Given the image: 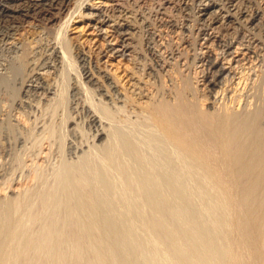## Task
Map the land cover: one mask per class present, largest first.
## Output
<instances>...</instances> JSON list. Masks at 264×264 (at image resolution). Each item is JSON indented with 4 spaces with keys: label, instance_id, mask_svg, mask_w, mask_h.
Listing matches in <instances>:
<instances>
[{
    "label": "bare ground",
    "instance_id": "6f19581e",
    "mask_svg": "<svg viewBox=\"0 0 264 264\" xmlns=\"http://www.w3.org/2000/svg\"><path fill=\"white\" fill-rule=\"evenodd\" d=\"M94 1L0 0V89L19 82L24 91L10 107L23 133L0 150V264H264V0L222 3L231 15L248 13V30L229 37L220 27L216 42V0H197L209 3L194 20L188 3L177 13L164 2L119 16L105 8L110 37L125 48L135 37L131 60L123 50L114 63L107 51V71L85 51L73 56L82 32L70 28ZM35 21L42 30L25 26ZM33 31L39 39L29 40ZM215 44L219 62L204 52ZM81 113L92 142L77 140ZM54 143L60 158L48 172L45 144Z\"/></svg>",
    "mask_w": 264,
    "mask_h": 264
},
{
    "label": "rangeland",
    "instance_id": "374dc122",
    "mask_svg": "<svg viewBox=\"0 0 264 264\" xmlns=\"http://www.w3.org/2000/svg\"><path fill=\"white\" fill-rule=\"evenodd\" d=\"M5 2H7V3H23V2H28V1H39V0H4ZM97 2H99L98 3V5H97V7H93V8H88V7H85L83 10H82V14H84L85 16H78L77 18H75V20L73 21V24H72V26H71V28H70V34H71V36L72 37H76V35L78 34V33H80V32H82L81 33V40L80 41H78V39H74L75 40V44H76V49H74L75 50V52H74V50H73V56H76V54H77V51L79 52V51H85V52H87L88 54H90L91 55V60H92V64H93V66L95 67L96 66V69L98 68V69H102L103 71H107L106 69H109L110 67H109V63H107L106 61L109 59L108 57H107V51L108 50H110V49H113L114 51L113 52H115V56H114V58H112V60H113V62L114 63H117V64H119V60L121 59L120 58V54H121V52L124 50V52H126V54H127V59L128 60H131L132 59V56H133V54H134V52H135V50H134V48H133V46H134V44H133V40H135V37L132 39V40H128V38H132V35H128V36H126L124 39H126L125 41H127V43H130L131 41V45L130 46H128L127 48H125L124 47V45H123V42H122V37L121 36H119V35H117L115 38L114 37H110V34H108V26H107V23L105 24V22L108 20V18L106 19V21L105 22H103L102 20H103V18L100 16V15H102L101 14V12L103 11L104 12V10H105V8H106V10H105V12L107 13V15L108 14H116V16H119V14H120V11H122L123 10V8L124 9H127L126 10V12L128 11V12H130V11H133V12H136L137 13V10L138 11H141L142 9L143 10H146L147 12L149 11V9L151 8L152 9V7H154L153 9H155L156 7H158L162 2H164V4H162L161 6L162 7H164L163 9H167L168 11H172L173 10V12H175V13H177V10H179L180 8H186L187 7V5L188 6H190L191 7V5H192V7H193V11H187V12H189L190 14H192V18H190V20H194V18L196 17V15H197V18H200V17H202L203 16V14H204V9L208 6V1H202V2H197V0H183V1H181V2H179V4H178V2H177V0H170V2L171 3H167L166 4V2H168V0H96ZM96 1H94V2H96ZM102 1H108L107 3H106V6L103 4V3H101ZM173 1H175V2H177V4H175ZM217 1V3H219L218 4V8H219V10H218V17H215V20H212V22L210 21V23L212 24V29L211 30H209V36H210V38L212 39L211 41H217V39L219 38V36H220V33H217V31H218V29L221 27V29L222 28H224V30H226V33H229V37H231L232 36V34L235 32V29H236V27H238L239 25L242 27L241 29L243 30V32H246L247 30H248V28L246 27V23H249V15H248V13H241L240 14V16H234V15H231L229 12H227V9H226V7L224 8H222V3H225V5H227V6H231V4L232 3H234L235 4V6L236 5H240L241 4V1L240 0H216ZM244 2L245 1H248V2H245L246 4H249V5H254L255 3H258L256 0H243ZM161 2V3H160ZM249 2H251V3H249ZM253 2V3H252ZM93 2H90V4H92ZM188 3V4H187ZM99 4H101V5H99ZM182 4V5H181ZM187 4V5H186ZM260 4H261V8H262V13L264 14V5L260 2ZM158 5V6H157ZM160 6V9H162V7ZM234 6V7H235ZM247 6V5H246ZM113 9H116V12L115 13H112V12H114L113 11ZM120 9V10H119ZM176 9V10H175ZM162 11H164V10H162ZM125 12V13H126ZM187 12H186V14H187ZM191 12H193V13H191ZM123 15H126V16H129V21L131 22L132 21V19H134V15L133 14H131V13H129V14H123ZM103 16V15H102ZM195 16V17H194ZM102 18V19H101ZM129 21H123L122 20V17H120L118 20H117V24H118V22H123L122 24H125V23H127V22H129ZM32 24V25H31ZM25 26L26 27H30V26H34V27H36V29H38L39 28V30H42V25H41V23H39L38 21H35V22H33V23H26L25 24ZM34 27H32V28H34ZM134 27H136V28H133V33L135 32V33H137L138 32V29H137V25H135ZM247 29V30H246ZM32 30V29H31ZM37 31H35V33H34V31H33V33H29L28 35H27V37L29 38V40L31 39L32 40V38H35L36 37V39H39V38H37V36H38V34L36 33ZM57 32V30H55L53 33H51L50 35V37H49V39L51 40V39H54V37H56V35L58 36V34L56 33ZM46 33H43L42 34V38H43V40L41 41L42 43H45V42H48L49 41V39H48V35L46 34ZM230 34H231V36H230ZM45 35V36H44ZM47 36V37H46ZM59 36H60V34H59ZM228 37V38H229ZM16 39L18 40L19 39V35H17L16 36ZM46 39V40H45ZM61 39H62V37H61ZM60 39V40H61ZM227 39V38H226ZM48 40V41H47ZM262 40L264 41V38H262ZM43 41H45V42H43ZM5 47H10V45L9 46H5ZM78 47V48H77ZM84 47V48H83ZM197 47H199V46H197ZM218 47L219 46H217L216 44L213 46V47H209V48H204V52L205 53H207V52H209L210 51V59L211 60H213V61H216V55H219V59H218V62L220 61V59H221V57H222V55H221V50H217L216 51V49L215 48H217L218 49ZM237 47V45H235L234 46V48H236ZM9 48H7V52H8V54H6V56H10V57H16V53H13V51L12 50H8ZM79 49V50H78ZM81 49V50H80ZM10 54V55H9ZM3 58H5V57H3ZM221 62L223 63H226L225 61H223V60H221ZM202 65H203V63H201V62H199L198 63V66H199V68L200 69H202L203 67H202ZM226 66L225 67H228L229 68V64H225ZM205 68V67H204ZM199 69V70H200ZM41 73H43V75L44 76H46L47 77V79H48V81H51V82H54L53 80L54 79H57V78H59V76L57 77V76H54L53 75V71H48L47 72V70H45V71H41ZM45 73V74H44ZM73 75H72V78L73 77H75V74L74 73H72ZM54 77V78H53ZM58 80H60V78L58 79ZM57 80V81H58ZM20 81V80H19ZM57 81H55L56 83L55 84H57ZM74 81V80H73ZM19 82H17V84L15 85V84H13V86H12V84H11V86L10 87H8V88H5L6 90L5 91H7V92H3V94H2V91L4 90V87L3 88H1L0 90H1V92H0V98H1V102H0V104L1 105H4V106H1L0 105V112H2V113H0V150H2L3 149V147L5 148H7L8 147V149H10V148H12L13 149V147H14V145H13V141H15V138L17 137V136H20L21 135V133H20V131L22 132L23 130L22 129H20L19 127H21L20 125H21V123H22V121H21V119L19 118V116H18V114L15 112V111H13L12 112V110H11V108L13 107V106H16V103L19 101V99L20 98H22L23 96H24V91H23V89H21V91L19 90L20 89V84H18ZM17 85H19V86H17ZM75 85V83H73L72 84V86H74ZM199 86L203 89L204 87H203V81H202V78H200V83H199ZM19 87V88H18ZM11 92H12V94H11ZM4 93H5V95H4ZM2 96V97H1ZM4 96H6V97H4ZM36 96H42L41 95V93H39V94H37ZM17 97H19V99L17 98ZM43 97V96H42ZM7 99V101L5 100V99ZM17 98V99H16ZM10 99V100H9ZM2 101H5V102H2ZM14 101V102H13ZM17 101V102H16ZM3 103H5V104H3ZM6 104H8V105H6ZM6 105V106H5ZM11 105V106H10ZM5 107V108H4ZM11 107V108H10ZM69 110H71V114H73L74 113V115H76L75 114V112H73V107H72V104L70 103L69 104ZM3 109V110H2ZM80 109V108H79ZM6 111V112H5ZM10 111V112H9ZM9 112V113H8ZM47 113H49V114H47ZM77 113H80V112H77ZM3 114H9L10 116L9 117H11V119L10 120H4V118H5V116H3ZM44 114H46V116L45 115H43L42 114V116H43V118L48 122V123H50V121H52L51 119H53L51 116V111H46V112H44ZM58 114H60L59 116L57 115L56 116V119H54V120H56V121H54L55 122V124H56V122H57V125L59 124V123H61V121L60 120H62V117H63V111L61 110V111H59V113ZM81 114H83V113H81ZM80 114V116L78 117V118H80L81 120H79L78 118V121H80V127H82L83 128V130L81 129H77V132L78 133H80V135L81 136H78V137H80V138H78L77 140L78 141H81V140H83V141H88V142H92L93 141V139H94V133H95V129H93L92 130V128L89 130L88 128L89 127H87V125H84L83 126V124H84V120H85V114H83V115H81ZM14 115V116H13ZM7 117V116H6ZM51 117V118H50ZM83 117V118H82ZM83 119V120H82ZM3 120H4V124H3ZM5 121H7V122H5ZM10 123H9V122ZM70 122H72V121H69V125H68V127H70ZM8 124H9V126H8ZM23 124V123H22ZM2 125V126H1ZM18 125V126H17ZM17 126V127H16ZM34 126V125H33ZM33 126H31V127H33ZM16 127V128H15ZM73 127V126H72ZM11 128V129H10ZM18 128H19V130H18ZM70 129V128H69ZM86 129V130H85ZM82 131V132H81ZM87 131V132H86ZM10 132V133H9ZM36 132H37V130H36ZM85 134H84V133ZM92 132V133H91ZM8 133V134H7ZM19 133H20V135H19ZM23 133V132H22ZM37 133H40V131H38ZM82 133H83V135H84V137H83V135H82ZM3 134V135H2ZM5 134V135H4ZM10 134V135H9ZM15 134V135H14ZM92 134V135H91ZM8 135V136H7ZM72 135H73V133H72V131H71V133L69 134V138L68 139H72ZM12 136H14V137H12ZM88 136V137H87ZM3 137V138H2ZM9 137V138H8ZM93 137V138H92ZM85 138V139H84ZM14 139V140H13ZM3 140V141H2ZM58 140V139H57ZM70 140L69 141H67V143H66V147H65V151H66V156L68 155V148H69V144H70ZM91 140V141H90ZM31 140H29V142H30ZM103 141H105V137H103V138H100V139H98L97 141H96V143H98V144H102L103 143ZM3 142H4V144H6V145H4L3 144ZM8 142H9V144H8ZM32 142V141H31ZM31 142L28 144V147L31 145ZM10 143H12V144H10ZM56 144H58V141H56L55 142ZM54 143V145H53V147H54V149H53V147L52 146H50V145H48V144H45L46 145V147L48 148V146L50 147V149H52L53 151H51L50 153H51V156H52V158H51V156L49 157L50 159H51V161H50V159H47L46 161L47 162H45L44 163V168H45V170H48V172H51V167L53 166V165H51V164H56V162H58V159L60 158L59 156H60V150L59 149H57L58 148V146L56 145ZM9 146H8V145ZM4 145V146H3ZM11 145V146H10ZM13 145V146H12ZM55 146H57L56 148H55ZM49 149V148H48ZM57 149V150H56ZM14 151V152H13ZM15 149L14 150H12V152H13V154L15 153ZM57 151V152H56ZM59 151V152H58ZM57 153V154H56ZM28 154V153H27ZM54 155V156H53ZM26 156H29V155H25L24 157H26ZM69 156V155H68ZM67 156V157H68ZM57 158V159H56ZM54 161V162H53ZM48 163H50L49 165H47ZM10 164H11V161H10ZM14 167V166H13ZM48 168V169H47ZM10 169V170H9ZM50 170V171H49ZM11 172L12 171V165H9V167H8V172ZM19 171V172H18ZM18 171H16L15 172V175H14V179H15V177H16V179H15V182H18L19 183V179L21 178V180H20V182H23L22 180V177H21V171L20 170H18ZM18 172V173H17ZM20 175V176H19ZM18 177V178H17ZM14 193V192H13ZM13 193H10V194H13Z\"/></svg>",
    "mask_w": 264,
    "mask_h": 264
}]
</instances>
